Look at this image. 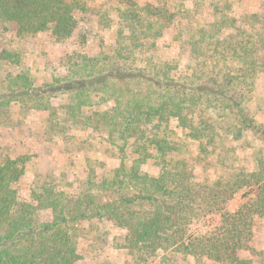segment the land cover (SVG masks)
Wrapping results in <instances>:
<instances>
[{
    "label": "trees",
    "instance_id": "1",
    "mask_svg": "<svg viewBox=\"0 0 264 264\" xmlns=\"http://www.w3.org/2000/svg\"><path fill=\"white\" fill-rule=\"evenodd\" d=\"M98 28L112 42L92 53ZM77 29L75 74L43 83L3 40ZM29 103L51 117L44 150L64 160L0 146V264H86L80 227L105 223L125 234L126 264H264V15L231 0H0V115ZM95 132L120 158L99 178ZM81 156L86 176L67 180ZM29 169L42 182L24 200Z\"/></svg>",
    "mask_w": 264,
    "mask_h": 264
},
{
    "label": "rangeland",
    "instance_id": "2",
    "mask_svg": "<svg viewBox=\"0 0 264 264\" xmlns=\"http://www.w3.org/2000/svg\"><path fill=\"white\" fill-rule=\"evenodd\" d=\"M233 7L236 10V14H261L264 15L262 8L263 0H231ZM97 4L93 3V8H96ZM208 17L205 18V21ZM96 32V38L92 39L90 46L93 45L94 52H99L103 47H107L111 44V31H102L98 28ZM12 30V28H11ZM174 27H166L164 29L163 38L160 41L161 46L170 44L172 39ZM99 33V35H97ZM95 34V33H94ZM82 33L77 29L72 39L59 42L52 38L49 34H41L36 37H23L21 39L15 38L14 34L8 33L3 37L4 42L8 43L14 49L21 50L25 55V62L31 68V74L38 83L44 81H51L54 77H71L76 72V64L78 63V54L82 52V46H79L78 38H82ZM170 56L177 54V50H168ZM81 55V54H80ZM55 108H59L64 105L65 102L55 100L52 101ZM35 104L29 103L22 106H14L10 110H4L0 115V146L7 149L14 154H35L37 149L44 152L43 155L40 152V156L44 159L51 160L52 164L60 163L57 154L46 150L48 146L45 140L50 134L49 121L51 117L48 113L40 112L33 109ZM62 110H59V115L54 119L55 121L61 120ZM59 125H61L59 123ZM65 125V124H64ZM62 125V126H64ZM69 126V124H68ZM55 132V131H54ZM59 132V130L57 131ZM65 131V136H76L78 132L75 129L72 131ZM80 135V134H79ZM83 135V134H81ZM86 136V135H84ZM92 138V137H91ZM93 147L102 149V156L96 155L94 152L89 155L91 160L97 162L96 168L98 172V178L106 172L115 170L120 166L119 153L114 151L105 141L107 134L101 132H95L93 134ZM61 142V141H60ZM58 151L64 150L61 146H56ZM39 151V150H38ZM85 156H81L77 159L79 165L75 164L72 167V174L68 175L67 180H79L86 176V172L83 170V159ZM70 163V162H69ZM80 166V167H79ZM143 169L151 174H157L159 170L152 164H148ZM30 171L21 180L18 185L20 196L24 200L30 199V192L32 188L41 183L42 179L34 178L33 172ZM44 173L40 167L38 173ZM246 201L244 193L236 196L230 206V211L237 210ZM39 219L42 221H49L51 219L50 211H40ZM88 225H82L79 230V239L77 242L85 255L84 263L86 264H126L130 261L127 250L118 245H123V239L125 234L120 233L113 228L109 223L101 225L97 230L88 233ZM264 231V224L260 229ZM261 242L264 238L260 239ZM257 246V245H256Z\"/></svg>",
    "mask_w": 264,
    "mask_h": 264
}]
</instances>
